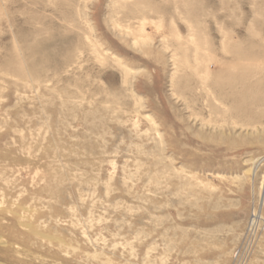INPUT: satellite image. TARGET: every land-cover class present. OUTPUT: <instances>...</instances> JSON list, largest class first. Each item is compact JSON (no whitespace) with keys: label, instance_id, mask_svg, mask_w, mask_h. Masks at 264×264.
<instances>
[{"label":"rangeland","instance_id":"obj_1","mask_svg":"<svg viewBox=\"0 0 264 264\" xmlns=\"http://www.w3.org/2000/svg\"><path fill=\"white\" fill-rule=\"evenodd\" d=\"M113 1L0 0V264H264V0Z\"/></svg>","mask_w":264,"mask_h":264},{"label":"bare ground","instance_id":"obj_2","mask_svg":"<svg viewBox=\"0 0 264 264\" xmlns=\"http://www.w3.org/2000/svg\"><path fill=\"white\" fill-rule=\"evenodd\" d=\"M127 1L128 0H114L113 2L118 4L120 7V9L118 11H115V13L116 14L122 13L125 16V18H128L129 20L130 19H139L140 24L137 27V29L131 30V28H130V32L132 34H134V36H135V39H134L135 44L136 43L139 44L142 48L145 46H148L152 42V39H151L150 35L148 34V32H146V30H145V24H146V20L148 19V14H150L151 11L154 10V5L149 0H134L129 7V5H127ZM118 25H120L119 20L115 21V26H118ZM191 32H192L190 34L191 41L194 45L192 50L183 46L184 44L181 43L182 38L178 33L175 36V41L178 42V46L181 48V50H183L185 53H187L186 54L187 59L189 58L188 52L192 51L191 57L195 61L194 65H192L190 63L189 59L186 61V63L189 64V68L191 70V73L188 74L187 79L184 81L185 85H191L192 83H190V81H193L195 79H199L201 82H204L205 77L211 71V69L208 65H206V66L201 65V61H202L201 52L203 50L207 49L206 44H205L206 42L205 41H204V43L198 42L196 40V35H198V33L196 32L194 34L193 29H191ZM176 55H177V52H174L172 55V59L174 61V66L176 68L175 71H178L177 66L179 65V62L176 60L177 59ZM112 58H114V59H116V61H118L117 58H115V56H113ZM243 76H245V74H243ZM180 81L176 80L175 74H173L172 83H173V86L175 88L179 89ZM3 202H4V199H3ZM3 202H2V204L5 203V202L4 203Z\"/></svg>","mask_w":264,"mask_h":264}]
</instances>
